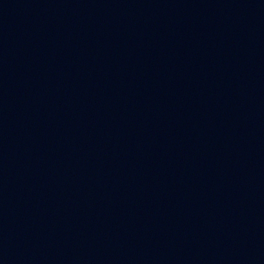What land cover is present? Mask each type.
<instances>
[{
	"label": "water",
	"instance_id": "obj_1",
	"mask_svg": "<svg viewBox=\"0 0 264 264\" xmlns=\"http://www.w3.org/2000/svg\"><path fill=\"white\" fill-rule=\"evenodd\" d=\"M0 264H264V0H0Z\"/></svg>",
	"mask_w": 264,
	"mask_h": 264
}]
</instances>
